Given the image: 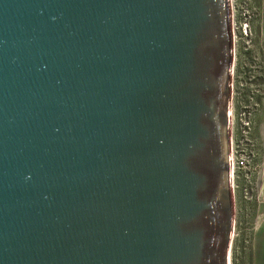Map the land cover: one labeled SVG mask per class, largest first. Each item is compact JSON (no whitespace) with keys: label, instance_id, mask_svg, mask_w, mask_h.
I'll return each mask as SVG.
<instances>
[{"label":"water","instance_id":"water-1","mask_svg":"<svg viewBox=\"0 0 264 264\" xmlns=\"http://www.w3.org/2000/svg\"><path fill=\"white\" fill-rule=\"evenodd\" d=\"M228 0H0V264H226Z\"/></svg>","mask_w":264,"mask_h":264},{"label":"rangeland","instance_id":"rangeland-1","mask_svg":"<svg viewBox=\"0 0 264 264\" xmlns=\"http://www.w3.org/2000/svg\"><path fill=\"white\" fill-rule=\"evenodd\" d=\"M234 7L237 24L236 63L229 101L234 112L235 150L236 155L239 150L261 155L263 144L259 127L264 109V0L258 11L260 16L255 18L254 9L260 7L258 0H234ZM245 25H248L246 31ZM245 122L249 125L247 128L244 127ZM235 160L233 179L236 201L231 213L227 246L231 245L232 237L234 240L230 250L233 264H251V238L258 202L255 190H250L254 179L250 181L245 172L239 173Z\"/></svg>","mask_w":264,"mask_h":264},{"label":"bare ground","instance_id":"bare-ground-1","mask_svg":"<svg viewBox=\"0 0 264 264\" xmlns=\"http://www.w3.org/2000/svg\"><path fill=\"white\" fill-rule=\"evenodd\" d=\"M229 6V23H230V32H231V46H230V59H229V92L227 96V110H228V124H227V131H228V151H229V179H228V190H229V197L231 202V213L233 209V204L236 201L235 196V184L233 179L234 173V158H235V141H234V112L233 107L230 104L229 98L231 95V78L233 71L235 70V54H236V41H237V24H236V16H235V7H234V0H228ZM233 238L231 237V245L233 243ZM230 245V244H229ZM230 245V246H231ZM230 246H227L226 251V264H233L232 262V253L230 250Z\"/></svg>","mask_w":264,"mask_h":264},{"label":"crops","instance_id":"crops-1","mask_svg":"<svg viewBox=\"0 0 264 264\" xmlns=\"http://www.w3.org/2000/svg\"><path fill=\"white\" fill-rule=\"evenodd\" d=\"M259 134L263 144L262 165L256 178L257 214L251 238V264H264V109Z\"/></svg>","mask_w":264,"mask_h":264},{"label":"built area","instance_id":"built-area-1","mask_svg":"<svg viewBox=\"0 0 264 264\" xmlns=\"http://www.w3.org/2000/svg\"><path fill=\"white\" fill-rule=\"evenodd\" d=\"M245 31L248 27V25H245ZM245 36H247V33H245ZM249 125L248 123H244V127L247 128ZM235 167L236 170L239 173L245 172L246 175H248V179H254L253 182V187L250 189L251 191H254L256 188V178L259 174V171L261 169L262 165V154L258 153H252L248 154L245 150H239L238 155H236V150H235ZM260 159V160H259ZM250 194V192H249Z\"/></svg>","mask_w":264,"mask_h":264},{"label":"flooded vegetation","instance_id":"flooded-vegetation-1","mask_svg":"<svg viewBox=\"0 0 264 264\" xmlns=\"http://www.w3.org/2000/svg\"><path fill=\"white\" fill-rule=\"evenodd\" d=\"M258 3L260 5V7H258L257 9H254L255 12H256L255 14H253L254 18L260 16L258 11L261 10L262 4H263V0H258ZM242 11H244L243 7H242ZM250 18H251V16H250ZM254 22H256V21H254Z\"/></svg>","mask_w":264,"mask_h":264}]
</instances>
